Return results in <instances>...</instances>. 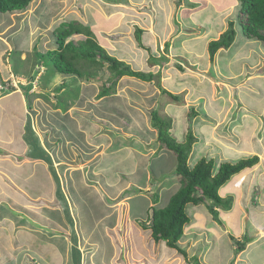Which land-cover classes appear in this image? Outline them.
<instances>
[{"label":"rangeland","instance_id":"1","mask_svg":"<svg viewBox=\"0 0 264 264\" xmlns=\"http://www.w3.org/2000/svg\"><path fill=\"white\" fill-rule=\"evenodd\" d=\"M102 1H46L49 4L63 3L66 9L60 15L57 13L58 16L55 18L57 20L52 23L51 27L56 26L64 19L68 20L78 13L77 16L82 17L81 20L85 21V23L89 17L85 25L91 28L100 43L106 45V40H108L109 45L112 43L115 49L119 47L116 40L124 37L125 39L128 38V41L135 46L136 50H138V47L135 39V27L147 28L142 38L150 52L147 50L145 53L142 51L143 49L140 50L141 48L135 53L133 52L135 58L141 54L145 63L143 65L138 62L131 63L132 67L143 71H153L154 73L160 70L162 86L170 92L178 94L180 100L173 99L167 93H161L160 89L151 82H144V91L149 89V92H146L149 98L147 102L142 103L139 101L140 96L134 94L135 89L138 87L137 83L140 81L134 77L124 76L118 81L115 92L112 93V95H115L113 99L111 98L107 102L102 100L98 103L97 101L96 108L94 106L95 102H93V104L87 105L88 108L86 109L84 103L87 104L86 102L88 101H85V97L92 99L91 95L95 93L97 96L102 87V81L107 80L112 73L107 67H104L102 72H100L101 69L90 68L98 71L93 81L85 80L86 77L82 79L65 76V74L57 72L53 64L44 65V59L37 56L36 53H46L44 46H50L49 42L51 40L52 44L57 48L58 44L52 36L53 30H51V33L47 32V41L45 39L41 41L40 37H36L32 45V47L34 45L35 47L30 48L32 51L29 54L31 58L27 70L29 76L32 73H36L35 92L32 97H40V100H36L33 103L36 111L33 113L32 124L37 131H40L37 122L49 125V131L44 132L45 136L41 133V140H43L44 144L49 142V140L55 145L62 144L67 134V128L71 129L73 134L69 137L72 136V141L77 143L78 147L68 153L69 158H67L71 165L69 168L71 171L76 170V172L80 169L79 173H84L79 178V173H75L78 175L74 177L73 181H63L62 183L61 180L63 192L65 195L67 194V198H65L67 203L62 202L60 196L56 197V182L54 185L52 175H49L50 179H48L53 182H49L46 179L45 183L47 185L37 181L35 182L36 184H30L29 191L25 194L26 202L22 207H17L12 202L10 203L9 198L7 201H9L10 205L16 207L19 212L32 218L36 224L51 225L53 228H58L60 223L62 224L60 227L62 230L71 228V224H69L71 222L69 221L73 217L69 210L72 207L79 206L80 203L84 205V208L80 207L79 214H75V218L81 217V220L78 219L80 223L87 224L91 221L88 215L90 217L93 216V218L97 217L98 214L102 213L99 210V206L109 203L110 210L107 208V214L104 212L106 215H99V219L102 222L101 226L107 229L111 236L113 232L117 234L119 232L123 233L121 237H119V234L112 237H119L120 243L125 241L124 243L129 246L128 252H132L135 255H143L145 251L149 252L150 256L146 264H210V255L217 249V243H214L215 236L212 227H210L212 226L210 224L212 218L209 215L210 212L208 213L207 211L208 208L204 207L205 205H194L191 203L187 205L189 213H191L192 207L198 208V206H201L200 208L204 207L206 214L205 217H198L199 220L193 224L185 225L184 235L179 241L180 247L186 251L188 258L192 259V256H197L199 263L191 260L185 262L184 256L186 255L170 248L164 240L156 242L152 238L151 230L142 226V223L147 221L148 212L146 211L148 209L145 210V208L147 206L146 202L149 203V198L152 201L153 196L159 194V200L155 205L162 207L167 204L170 195L180 186L179 178L176 174V155L166 147L159 148L157 130L151 123V112L156 109L159 110L161 115L173 118L171 133L178 140L185 139V132L191 126L198 141L194 144L192 154L189 157L190 165L200 159L199 157L203 154V150H205L203 151L205 154L207 149H212L207 141L210 132L209 128L211 129L210 138L215 136L223 141L225 140L224 137H226L227 140L225 141L229 144L228 142L233 140L232 136L235 137L237 132L239 134L242 133L240 130L244 127H249V119L244 118V111L253 112L252 123L256 122L260 125L255 135V144L260 145L259 139H264V42L248 38L242 34L240 23L241 4L238 0H132L129 3L130 6L128 4L127 6H125L126 4H118L120 7L114 5L117 6L115 8L119 11L114 12L119 14L118 20H116V24L119 27L108 31L106 28L112 22L104 18L110 16V11ZM119 1L124 3L129 0H111L113 3ZM43 4L45 5L43 0H34L29 7L9 11V18L2 19L4 24H7L3 28H1L0 24V41L8 43V47L4 48V51L8 50V53H10L9 49L12 45L15 48L14 43L10 42L13 39L12 31L15 29L12 27L13 24H8L10 22L9 19L11 18L15 23L17 21L16 12L21 11V19L34 20L32 23L33 27L40 25L36 15L41 13L40 9ZM102 14L103 16H101ZM230 21L235 22V28L238 31L235 42L227 49H220L215 58L210 60L209 42L218 38L219 34L229 27ZM186 25H189V29ZM10 27L12 28L9 29ZM160 28L163 29L161 33L159 31ZM77 38L85 40L86 36L74 35L70 39L77 40ZM168 40L171 41L172 47L170 46L169 53H165V46ZM109 45L106 46L112 48ZM113 48L111 49L112 51ZM110 54L116 57H118L117 55L120 56L118 52H111ZM163 55L168 57V62L163 61ZM146 57L148 61H146ZM150 57L155 59L154 61L158 65H152ZM126 58H121V60H126ZM131 58L133 59L132 56ZM131 58H127V60ZM162 61L164 64H161ZM179 63L182 64L183 70L177 69V64ZM38 65H44V68H40ZM18 67L16 66V69ZM55 76H58V78L54 79ZM63 83H65L66 87L57 92V88L62 87ZM13 100L15 99L11 97L8 102H13ZM82 100L85 102H82ZM192 108H195L199 113L198 116L193 118L190 115ZM61 113L65 115H61ZM92 114H95L94 118H91ZM62 118L70 126L68 127L67 125L65 130L60 128L62 122L59 119L63 121ZM35 121L37 122L35 123ZM4 124L5 121L1 122L0 120V126H4ZM242 124L243 126H241ZM13 125L15 126L14 123ZM77 125L79 128H83L86 133L80 134L81 136L75 135L74 131H76ZM233 125L239 127H234V130H232ZM2 134H6V131L2 130ZM75 136L77 139H75ZM69 137L67 136V139ZM238 139L235 138V141ZM87 141H91L96 147L86 148L84 145H86ZM214 142L218 141L215 140ZM15 146H18V143H15ZM32 147L35 153L33 155H40L42 151L39 148V144H33ZM48 149L51 151L50 148ZM0 151L4 152L1 147ZM211 152L212 154L215 152V154L220 153L214 148ZM29 153L31 154V152ZM104 153L105 155H103ZM30 156L33 157V160H43L42 158L37 159L32 154ZM129 156L134 162L130 161ZM90 158L93 160H89ZM94 159L99 164H104L101 168H107V175L105 176L108 178L104 179L101 184H113L110 193H113L112 189L117 187V185L128 183V179H133L138 185L142 173L145 172L144 170H146L147 176L150 174L151 179L149 183L146 181L145 184L141 181V189L136 187V183L125 191L124 189H120V191L116 189L113 193L114 197L111 196V198L106 194L102 196L101 192H97V195L95 194L96 185L99 187L101 180L96 177L94 178L95 180L92 179L90 174V171L97 167V164L94 165L96 163ZM112 160L113 162H111ZM139 164L141 167L140 171H137L138 174L131 173L132 168H130V165L131 167H136ZM113 168H115L116 173L113 172ZM69 171L65 168V173L68 174L71 172ZM95 171L98 170L95 169ZM214 172H216V168H214ZM37 175L42 179L43 175L41 173ZM114 175L119 177L116 180L114 179V181L108 180L113 178ZM119 180L121 183H119ZM74 188H77L85 197L82 199L73 196ZM255 191L253 189L249 190L248 197L245 198L246 203H248L247 207L252 208V211L256 213L254 215L258 214L256 217L258 223L259 221L264 223V207H261L260 203H258L259 195L255 194ZM128 193L132 195L131 198H128ZM251 204H257V207L251 206ZM63 209H68V212L62 211ZM131 209H133V214L139 215L137 220L133 218ZM120 214L124 220L121 219ZM78 220L76 221L78 222ZM120 221H127L130 225L125 224L124 226L121 225L123 226L122 228L118 227L121 224ZM40 231L43 230L35 229L33 232L37 235L36 232L39 234ZM232 231V235H236V232H239V228L237 230L232 229ZM224 234L229 236V233L225 232ZM231 236L229 238L232 241ZM243 236L242 234L241 238ZM236 238H240L239 235ZM247 239L248 237L246 241ZM234 242L236 243V241ZM256 242V245L246 247L247 252L239 264H243L247 260L250 264H264V237H260ZM235 243L233 245V242H229L226 237L219 239V244L222 246L226 257L223 262H226V264H231L235 255L240 253L237 252V244ZM1 250L0 247V264H10L9 261H5L6 257H4ZM98 251L100 252V250ZM126 252V247L120 251L122 255H125ZM242 253H240L241 258Z\"/></svg>","mask_w":264,"mask_h":264},{"label":"crops","instance_id":"2","mask_svg":"<svg viewBox=\"0 0 264 264\" xmlns=\"http://www.w3.org/2000/svg\"><path fill=\"white\" fill-rule=\"evenodd\" d=\"M33 1L34 0H32L29 5L33 4ZM46 1L48 0H43L45 5L43 4V7L40 9L41 13H37L36 15L38 18L37 20L39 21L41 26L37 25L33 27L32 23L34 22V20L31 21L28 19L27 20L23 18L21 19L20 18V16H22V14H20L21 11L16 12L17 21L15 23L14 21L11 20V18L9 19L10 22H8V24L9 25L13 24L12 27H14L15 29L12 31L13 39H11L10 37L11 39L10 42L12 44L14 43L15 48L12 45L9 49L10 53H8V50L4 51V48L8 47L7 45L8 43H4L0 41V120L1 122L5 121L4 126H0V147L4 150V152L0 151V247L2 249L1 251L3 252L4 257H6L5 261H9L10 264H146V261L150 256L149 252L145 251L143 255L140 254L135 255L132 252H128L129 246L126 243H124L125 241H122L120 243L119 237H121L123 233L119 232L118 233L119 237H114L116 240L115 242L112 236H117L118 234L113 232V235L111 236L109 234L110 232H108L107 229L101 226L102 222L101 219H99L100 218L99 215L101 214L100 216H103L107 214V210L109 209L110 206L109 203L108 204L104 203L99 206V210L102 211V213L98 214L97 217L93 218V216L90 217L88 215V218L91 221L90 223L88 222L87 224L80 223L81 217L75 218V214L76 215L79 214L81 208H84L83 207L84 205L80 203L79 206L77 205L75 207H72L69 210L73 217L71 218L72 220L69 221L71 222L69 223L71 224V228L66 230L60 229L62 225L60 223L58 228L55 227L53 228L51 225H45V224L38 225L39 223L36 224V222H34V220L30 218L28 215L19 212L16 209V207L10 205V203L12 202L15 206L22 207L23 204L26 202L25 194L28 193L30 184L35 183L37 181L43 183L44 185L46 184L45 183L46 179L49 182L54 181V185L56 182L55 192H56V197H59L58 190L60 189V191L63 192L62 189L63 185L61 184V180L62 183L63 181L65 182L73 181L74 177L78 175L75 173H79L80 171V169H78V172H76V170L71 171L69 168L71 165L69 164L70 162L68 159L69 158L68 153L74 150V148L76 150L78 145L77 143L72 141L73 140L71 139L72 136L69 137L73 133H71L72 132L71 129L67 128L68 124L64 121L63 118L62 119L64 122L59 119V121L62 122L60 124V128L64 130L67 128L66 130L67 134L66 137L64 138V142L60 145H55V143H51L50 140L49 142H45V144L44 142H42L43 140H41L42 137L41 133H43L44 135V132L49 131V125L45 123L41 124V122L35 121V123L37 122V126H39L40 131L35 130L31 121L34 119L33 113H35L36 111V108L33 103H35L36 100L37 101L40 100V97L39 98L32 97L33 93L35 92L34 82L36 80L35 78L36 73L34 74L32 73L29 76L28 74L29 72H27V70L31 58L29 54L30 51H32L30 48L34 44V40L36 37H40L41 41L44 39L46 40V37L48 39V36H46L47 32L51 33V30H53L52 36L55 38L56 41V35L54 34V30L61 23L73 20L85 25L88 22L89 17L85 23V21L81 20L82 17L77 16L78 13H76L73 17L69 18L68 20L64 19L61 22H59L56 26L51 27V25H53L52 23H54V21L57 20L55 19L58 16L57 13H59L60 15L62 11L64 10L66 11V9L63 3L49 4V2ZM131 1L132 0H129L124 3L121 1L117 3H113L111 2V0L102 1L103 4L107 5V9L110 11L109 13L110 16L104 19L109 22H112L111 24H109V27L106 28L107 31L115 30L114 28L119 27L116 24V20H118L117 17L119 16V14L114 13L119 11H117L115 7L121 4L122 5L126 4L125 6H127V4L129 5ZM29 5L27 7H29ZM9 15L10 13L8 12L5 13L0 12V24L2 26L1 28L7 25L4 24L3 20L8 19ZM101 16H103V14ZM12 27H10L9 29H11ZM186 27L188 28L189 25L188 26L186 25ZM141 28L145 30L143 32L144 34L147 31V28L144 27ZM159 31L161 33L163 29L160 28ZM74 35L85 37L84 34L75 33L69 36L67 38V41L71 40L76 43L79 42L80 40L78 38L77 40L70 39ZM220 35L221 34H219V36ZM51 41L49 42L50 46L47 45L44 46L46 48V51L55 48L54 44H52ZM107 41L108 40H106V45H109V42ZM116 41L119 44L118 48L114 49L112 43L111 45H109L110 47L113 48V51L111 50L112 48H108L103 43L101 44L106 48V50L109 53L111 52L120 53V56L117 55L120 59L124 57L131 58L132 56L133 59L131 58L130 60H127L126 58V60H124L129 64L131 63L134 64L138 62L139 64L143 65L145 63V60L142 58L143 56H141V54L139 55L140 57L136 56L135 58L133 56V52L135 53L140 48L138 45H137L138 50H136L135 46L128 41V38L125 39L124 37H120ZM33 47H35V45ZM174 47L172 48V53ZM140 50L144 51L145 53L147 52V50L145 51L144 48H141ZM146 61H148L147 57H146ZM44 65L42 66L38 65V66L40 68H44ZM16 66L19 67L16 69ZM57 78L58 76L57 77L55 76L54 79ZM139 81L140 82L137 83L138 87L135 89L136 91L134 94H138V96H140L139 101L145 103L149 98V96L146 95L148 94L146 92L147 91L149 92V89L144 91L145 81H141V80ZM63 89L64 87H62V90ZM91 96L92 99L87 96L85 97V101H88L86 102L87 104L84 103V105H86L84 106L86 107V109L88 108L87 105L91 103L93 104V102H95L94 106L96 108L97 101L99 103V101L102 100L108 101V99H110L111 97L112 98L115 97V95L111 94L97 100L96 93L92 94ZM11 97H13L15 100H13V102H8V99H10ZM85 101L82 100V102ZM252 113L253 112L244 111L245 114L244 118L249 119V123H250L249 127L246 126V128L244 127L243 129L242 127H240L242 129L240 130V132L242 133L239 134L237 132L235 134L236 135L235 137L232 136L231 138L233 140H231L232 142L229 141L228 142L229 144H227V142L225 141L227 140L226 137H224L225 140L223 141L222 139L216 138L215 136L210 138L211 129L209 128L210 132L208 134L209 137L207 138L208 145L212 149L214 148L216 149V151H219L220 153L215 154L216 153L215 152L212 154L211 152L212 149L211 150L207 149L206 153L204 154L203 151L205 150H203L202 151L203 154H201L199 157L201 158L206 156L208 158H214L215 159L214 168H216V171L219 169L220 164L224 161L235 162L242 157L249 156L248 154H252V155L257 154L260 158L259 162L256 165H254L253 167L245 168L242 171L236 173L231 177V179H229L224 185L220 187L219 194L223 198H227L229 196L233 198L231 208L229 209H224L223 207H222L223 209L221 207L218 208L219 216L220 219L222 220V224H219L217 221H215L212 215L207 210L210 217L212 218L210 223L212 224V226L210 227H212L215 236L214 243H217L218 245V246L216 245L217 249L216 250L213 249L214 250L213 254L210 255L211 256L209 259L210 264H226V262H223L226 259V257L224 256V251L222 249V246L220 245L221 242L219 244V239H223L224 237H226V239H228L229 242L231 243L233 242L234 245L235 243L234 240L232 239L231 241L229 238L233 234L232 229L237 230L239 228V232L237 231L236 235L237 236L239 235L240 238H236V239L240 241H244L246 246L244 247L243 250L240 251V253L243 252L242 258L240 257L241 254L237 253L234 259L232 260L231 264H239V262L242 259H244L243 256H245L244 254L247 252L246 247L247 246L250 247L251 245H256L257 244L256 240L260 239V237H264V223H261L260 221L258 223V220L256 218L258 214L254 215L256 213L252 211V208L250 209L249 207H247L248 203H246V199H245L246 197H248L247 195L249 190L253 189V191H255V189H257L255 191V194L259 195L258 203H260L261 207H264V139L263 138L259 139L260 145L255 144V139H256L255 135L260 125L257 124L256 122L252 123L253 120L251 119H253L252 116H254V114ZM61 115H65V114L61 113ZM94 115L92 114L91 118H94ZM13 123L15 124V126L13 125ZM241 126H243V124ZM68 127L70 126L68 125ZM234 127L236 128L239 126L233 125L232 130H234ZM2 130H5L6 134L1 135ZM74 132L75 135L86 133L85 130L83 128H79L78 125L76 127V131ZM67 136L69 137L68 139ZM235 138H239V139L235 141ZM75 139H77L76 136ZM215 140H217L218 142H214ZM15 143H18V146H15ZM36 143L39 144V148L42 151L38 156L33 155L35 153L32 150L33 149L32 145ZM85 144L86 145L84 146L86 148H91L92 146L94 148L96 147V145L92 144L91 141H87V143ZM238 146L240 147L236 148ZM47 147L50 148L51 151ZM29 152H31L32 156L37 157V159L42 158L43 160L40 159L33 160V157L30 156L31 154ZM103 155H105V153ZM89 160H93V159L90 158ZM131 160L132 159L130 158V161ZM95 162L96 163L94 165L97 164V167L95 169H97L98 171L92 169V171H90V174L92 176V179L96 177L98 178V180L99 179L101 180L100 186L98 187L96 185L97 190H95V194H97V192H101L102 196L103 194H106L108 197L111 198V196L114 197L113 194L114 190L118 189V191H120V189H124L125 191L126 189L131 188L134 183H136L133 181V179H128L127 181L128 183H121V181L119 180V183L121 184L119 183H118L119 185L116 184L117 187L112 189L113 193H110L113 184H109V185L101 184V182H103L104 179L108 178L107 176H105L107 175V168H101V166L104 164L103 163L99 164L97 161ZM111 162H113V160ZM132 162L134 161L132 160ZM140 167H141L140 164L137 165L136 167L135 166L131 167L130 165V168H132L131 173H136L137 175L138 174L137 171H140L139 170ZM65 168L67 169V171L70 170L71 172L69 171L70 173L68 174L65 173ZM115 171H116L115 168H113L114 173H116ZM144 171L145 172L142 173V176L139 180L140 183L138 185L136 183L137 185L136 187L138 189H141L140 184L142 182L145 184V182L148 181L149 183L151 179L149 176L150 174L147 176L146 170ZM39 173L43 175L42 179L40 176L37 175ZM83 173H79L78 178L81 175H83ZM49 175L53 176L52 177L53 181L49 180L50 179ZM121 176L123 175L121 174ZM36 177L40 179H37ZM118 177L119 176L114 175L113 178H110L108 180L114 181V179L116 180ZM74 189L72 192L73 196L75 197L77 196L82 199L85 197L84 194H82L78 189L77 190ZM63 194H64V200H62V202H65L66 200L65 198H67V194L65 195L64 192ZM128 194H129L128 198H131L132 195L130 193ZM8 198L10 199V203L9 201H7ZM146 205L147 206L145 210H147L152 205L151 198H149V203L146 202ZM251 206L257 207V204L256 205L251 204ZM200 207L201 206H198V208L192 207L191 208L192 210L190 211L191 213H189L186 207L187 214L190 217V221L186 224V226L189 224H193L195 221H198L199 220L198 217L200 218H202L203 216L205 217L206 213L204 207L206 206H204L203 208ZM62 211L68 212V209L67 210L63 209ZM104 212H106V214ZM131 213L133 214V209H131ZM120 216L122 219L123 216L121 214ZM138 216L139 215L133 214V218L136 220L139 218ZM76 220H78V222ZM120 222L121 224H119L118 227L121 228L125 224L130 225L129 223H127V221H120ZM221 226L225 229H223ZM35 229L37 230L41 229L43 231H40L39 234L38 232H36L37 233L36 235L35 232H33ZM222 230L224 231V233L225 232L229 233V236L222 233L223 232ZM242 234L244 236L241 238ZM247 237L248 239L246 241ZM250 237L253 239H251ZM125 247L127 248V252L125 255H122L120 251ZM98 250H100V252ZM237 255L239 256L237 257ZM184 257L186 260L185 262H188L189 260L195 261L194 258L195 257L198 258L197 256H192V259H189L188 255ZM243 264H250V262L247 260L246 262L244 261Z\"/></svg>","mask_w":264,"mask_h":264},{"label":"trees","instance_id":"3","mask_svg":"<svg viewBox=\"0 0 264 264\" xmlns=\"http://www.w3.org/2000/svg\"><path fill=\"white\" fill-rule=\"evenodd\" d=\"M31 1L0 0V12L25 9ZM238 1L241 4L240 23L242 34L248 38L264 42V0ZM134 32L137 45L150 52V49L143 42L144 29L136 26ZM75 33L84 34L86 39L77 43L71 40L67 41V38ZM54 34L58 44L57 48L50 49L46 53L36 52L37 56L44 59L45 65L53 64L54 69L61 74H65V76L82 79L86 77L85 80L89 81H93L95 74H98V71L95 70L101 69L100 72H102L103 68L107 67L112 75L107 80L102 81V87L97 95L98 99L114 93L118 81L124 76H129L141 81L151 82L160 89L161 93H167L173 99L180 100L178 94H174L162 86L160 70L154 73L153 71L135 69L128 62L111 55L96 39L95 34L88 26L73 20L63 22L54 30ZM237 35L238 31L235 28V22L230 21L229 27L221 33L219 38L209 42L210 60L215 58L216 53L220 49L231 47ZM170 46L171 41L168 40L165 46V53L170 52ZM154 60L150 57L152 65H158ZM168 60V57L163 55V61L168 62ZM163 61L161 64H164ZM90 68H95V70ZM177 68L183 70L182 64H177ZM63 85L62 87L66 86L65 83ZM62 87L57 88V92L58 90L61 91ZM60 101L59 103H61ZM190 115L193 118L198 116L199 113L195 108H192ZM151 123L157 130L159 148L166 147L176 155V174L178 175L180 186L170 195L167 204L162 207L155 205L159 200V194L153 196L152 205L147 211V221L143 222L142 226L151 230L152 238L156 242L164 240L170 248L187 255L179 244L184 235L185 225L190 221L186 211L187 205L190 203L205 205L213 219L222 224L218 208H231L233 198L231 196L223 198L219 194L220 187L236 173L256 165L260 158L257 154H253L242 157L235 162L224 161L216 172H214V158L204 156L193 165H190L189 157L192 154L194 144L198 141L191 126L185 132V139L178 140L171 133L173 128V118L171 116L161 115L159 110L154 109L151 112ZM58 192V195L64 200L63 192L60 189ZM64 203H67V201L65 200ZM231 238L236 241L237 252L244 249V241L237 240L234 236H231ZM194 260L195 262H200L196 257Z\"/></svg>","mask_w":264,"mask_h":264},{"label":"clouds","instance_id":"4","mask_svg":"<svg viewBox=\"0 0 264 264\" xmlns=\"http://www.w3.org/2000/svg\"><path fill=\"white\" fill-rule=\"evenodd\" d=\"M219 38V37H218Z\"/></svg>","mask_w":264,"mask_h":264}]
</instances>
